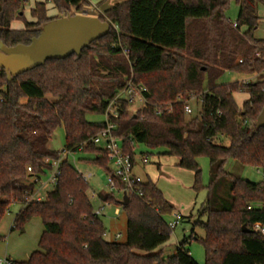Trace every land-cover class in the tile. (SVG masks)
Returning a JSON list of instances; mask_svg holds the SVG:
<instances>
[{"label":"trees","instance_id":"obj_1","mask_svg":"<svg viewBox=\"0 0 264 264\" xmlns=\"http://www.w3.org/2000/svg\"><path fill=\"white\" fill-rule=\"evenodd\" d=\"M25 1L0 0V40L8 47L29 43L58 18L46 15L47 2L66 15L94 10L91 0L35 2L30 15L36 20L12 29L14 19L24 20ZM232 1L235 27L226 17ZM260 4L264 0H126L96 15L109 22V32L80 56L47 61L10 80L0 68V220L18 202L22 207L11 231L24 232L33 217L43 225L38 250L11 264H199L190 254L191 240L203 246L204 264H264V237L253 228L264 224V184L224 170L232 159L264 172V127L255 126L264 106V39L254 35ZM226 70L255 80L218 83ZM128 81L148 90L147 104L134 115L128 114L125 99H115ZM238 91L248 94L240 107L233 96ZM191 100L198 109L188 116L184 104ZM112 101L111 132L132 158L135 142L162 149L158 155L173 156L178 167L193 172L196 192L202 187L197 159L207 157L213 170L191 234L167 257L162 246L170 238L173 205L149 177L133 185L126 205L112 193L101 197L125 213L124 241L106 240L89 185L67 157L60 161L53 188L44 198H33L36 182L50 168L46 160L59 157L48 142L61 125L64 148L89 154L83 160L111 173L107 150L91 142L106 122L86 115H104ZM167 104L169 110L156 113Z\"/></svg>","mask_w":264,"mask_h":264},{"label":"rangeland","instance_id":"obj_2","mask_svg":"<svg viewBox=\"0 0 264 264\" xmlns=\"http://www.w3.org/2000/svg\"><path fill=\"white\" fill-rule=\"evenodd\" d=\"M44 0H26L22 6L23 19H14L11 23L12 29H23L25 24L23 21H35L36 19L30 15V10L34 6L35 2ZM118 0H91L90 4L94 7L91 10L90 7L83 8L80 13H86L90 16H96L103 14L105 8L113 5ZM121 1V0H120ZM237 7L232 1L226 11V17L229 21L233 22L236 17ZM258 14L260 16V21L258 28L255 30L254 35L258 39H264V4L258 6ZM46 15L48 17H62L65 16L63 12H59L52 5L51 2H47ZM193 34L192 31H190ZM255 80L254 76H246L241 73L226 70L223 72L220 78H218V83H229L234 81L242 80ZM234 99L236 104L240 107L243 101L248 97L246 92L238 91L234 93ZM25 102V99H23ZM192 113L188 116L195 115L197 113V107L194 100L189 103ZM140 108L136 106H128L127 112L130 115L138 113ZM86 119L89 121H105V115L88 113ZM64 128L59 126L54 133L51 135L48 146L50 149L60 152L64 147ZM227 142V141H226ZM135 150V158L137 162L144 154L148 156V163L144 166L138 165L137 172L140 174L142 179L150 177L153 181L157 183L159 188L162 190L165 198L173 205V211L168 220H172V216L175 213H180L183 218L179 221L174 229H171L170 238L163 245L162 256L167 257L171 255L175 249V246L183 240V238L189 237L192 230V223L198 218V211L201 205L204 203L207 196L206 185L209 182L212 168L209 165V160L205 156H201L197 159L198 166L200 169V184L202 187L196 192L194 191L193 185V172L187 169L180 168L176 165L177 158L169 155H158V153L163 151L162 149L153 150L149 149L145 144L133 143ZM67 159L71 165H73L81 174L88 173L91 174L87 178V183L89 185L88 197L93 209L98 208L103 203L99 197L104 196L109 193V188L107 186L108 173L107 171L93 163L83 160V158L91 157L89 154L82 152L69 153ZM160 166L158 167V161ZM112 170V165L109 164ZM224 170L235 177H240L247 179L252 182H261L262 174L258 172L255 168L243 166L240 163L229 159L224 165ZM51 174V169L47 168L40 175L39 181L35 184V194L34 197L46 195V192L53 188V185L49 183V177ZM33 179H30L32 181ZM39 191V193L37 192ZM94 192L99 197H92L91 193ZM115 199L119 200L121 195L116 191L112 192ZM21 207V204L14 202L9 206L8 211L0 220V260L7 259H21L24 257L27 251H32L38 249V239L41 235L37 224L34 221H29L26 225L24 233L18 230L11 231V223L14 215ZM118 210V213H115ZM191 215V217H189ZM101 220L106 228L105 238L108 241H124L125 240V229H126V218L125 213L122 208L116 203H110L105 205L102 215H100ZM204 220V216L201 218ZM41 221V220H40ZM39 223V221H37ZM42 223V222H41ZM194 232L198 236L203 235V231L196 227ZM119 234V238L115 239V235ZM188 248L192 257L199 264H204V249L203 246L196 240H191L188 244Z\"/></svg>","mask_w":264,"mask_h":264},{"label":"water","instance_id":"obj_3","mask_svg":"<svg viewBox=\"0 0 264 264\" xmlns=\"http://www.w3.org/2000/svg\"><path fill=\"white\" fill-rule=\"evenodd\" d=\"M109 29V22L98 16L79 13L58 17L45 23L27 44L8 47L0 40V68L10 80L47 61L64 59L72 54L80 56L82 49L105 36ZM255 126L264 127V106L256 118ZM120 202L126 205L128 196L124 194ZM242 229L248 231L245 226Z\"/></svg>","mask_w":264,"mask_h":264},{"label":"built area","instance_id":"obj_4","mask_svg":"<svg viewBox=\"0 0 264 264\" xmlns=\"http://www.w3.org/2000/svg\"><path fill=\"white\" fill-rule=\"evenodd\" d=\"M86 14V13H82ZM232 25L235 27L236 22L233 21ZM3 87L0 86V102L3 101ZM148 92L147 88L140 84H134L132 81H128L125 86L119 91L116 98H123L126 100L128 106H136L138 108H143L147 104V99L145 94ZM191 101H187L184 104V111L186 115H190L192 113V109L189 105ZM169 110L170 106L167 104L163 108H158L156 113H161L162 110ZM105 122L106 127L101 130L99 133L96 134L91 139V142L95 145L103 147L107 150L108 158L112 165L111 173L108 174L107 181H108V188L109 193L116 191L118 194L121 195L120 201L123 198V195L126 194L128 196L129 193L133 191V185L142 181L141 176L134 172L135 161L128 153L124 152L122 146L120 144V138L114 136L111 132L113 129V124L109 122V116H116V108L114 105V101H112L107 110L105 112ZM82 145L77 147V150H81ZM59 157L56 159H47L46 161L49 163L51 174L49 177V183L54 185L58 176L60 175V161L65 158L69 153L70 150L63 147V150L58 152ZM143 164L148 162V156L143 155L141 158ZM30 170V168H28ZM261 172L260 170H257ZM262 174V183L264 184V172ZM84 180H87L91 176L88 173L81 174ZM39 181V180H38ZM107 193V194H109ZM141 195V193H139ZM92 197H98L94 192L91 193ZM36 200L42 199L41 196L34 197ZM101 200V199H100ZM103 204L96 209H93V213L97 216L102 215L105 205L109 204L106 202L101 201ZM250 208V207H248ZM115 213H118L116 210ZM182 219V215L180 213H175L172 216V220L168 221L167 225L170 229H174L179 221ZM253 228L260 232V234L264 237V224L256 222L253 225ZM105 235V234H104ZM119 234L115 235V239L119 238ZM11 259L0 260V264H11Z\"/></svg>","mask_w":264,"mask_h":264},{"label":"crops","instance_id":"obj_5","mask_svg":"<svg viewBox=\"0 0 264 264\" xmlns=\"http://www.w3.org/2000/svg\"><path fill=\"white\" fill-rule=\"evenodd\" d=\"M126 0H118L116 3H123V2H125ZM39 2H41V1H39ZM115 3V4H116ZM114 5V4H113ZM113 5H110V6H108L107 8H109V7H111V6H113ZM46 6H47V3H46ZM94 7H96L95 5H94ZM107 8H105V9H107ZM134 161H135V167H134V172L136 173V174H138L139 176H140V174L137 172V167H138V165H140V166H144L145 164H147V163H145V164H143L142 163V161H141V158L139 159V161L137 162V159L135 158V156H134ZM158 161V160H157ZM175 163H177V160H176V162ZM160 166V162L158 161V167ZM142 178V177H141ZM150 178V177H149ZM151 179V178H150ZM151 181L152 182H154L156 185H157V183L155 182V181H153L152 179H151ZM158 186V185H157ZM158 188H159V186H158ZM160 189V188H159ZM35 190H36V188H35ZM161 190V189H160ZM162 191V190H161ZM38 193H39V191H37ZM47 193V192H46ZM163 193V192H162ZM40 194V193H39ZM41 195V197L42 198H44L45 196H43L42 194H40ZM99 197V196H98ZM99 199H101V197H99ZM22 207V206H21ZM20 207V208H21ZM19 208V209H20ZM182 215V214H181ZM189 217H191V215L189 216ZM182 218H183V215H182ZM29 221H34L36 224H37V227H38V229L40 230V233H42V231H43V225H42V223H41V221H40V218H38V217H33V218H31ZM29 221L26 223V225L29 223ZM37 221H39V223L37 222ZM25 225V227H24V232H25V229H26V226ZM11 226H12V223H11ZM10 230H11V227H10ZM24 232H22V233H24ZM2 237V235L0 234V238ZM40 237V236H39ZM39 240V239H38ZM162 248H163V246H162ZM35 250H38V249H35ZM35 250H32V251H27V253H25V255H24V257H22L21 259H12V260H16V261H24V260H27L28 259V257H29V255L33 252V251H35ZM191 254V253H190ZM192 256V255H191Z\"/></svg>","mask_w":264,"mask_h":264}]
</instances>
